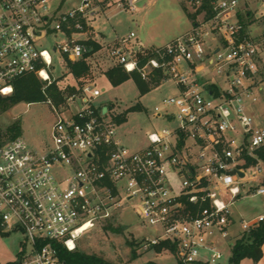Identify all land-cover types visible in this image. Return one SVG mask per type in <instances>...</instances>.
Wrapping results in <instances>:
<instances>
[{"label": "built area", "instance_id": "obj_1", "mask_svg": "<svg viewBox=\"0 0 264 264\" xmlns=\"http://www.w3.org/2000/svg\"><path fill=\"white\" fill-rule=\"evenodd\" d=\"M50 1L0 0V96L11 95L23 76L49 79L54 60L38 43L52 33L65 31L70 38L54 54L72 62L94 54L90 0L57 19ZM187 1L198 14L187 33L138 50L130 45L132 32L109 51L116 65L146 82L157 72L162 81L174 82L178 93L166 105L176 114L155 109L174 127L151 132L145 147L130 149L119 138L113 110L96 106L102 92L87 83L67 98L66 107L55 109L46 150H34L21 138L0 147V234L22 231L29 246L18 264H66L57 245L76 251L84 233L128 207L149 227L139 248L157 251L166 244L157 253L175 255L178 264H221L237 226L244 234L264 221V215L238 221L233 211L240 200L264 196L262 185L247 188L264 178L258 176L264 163L257 154L264 148V115L250 113L264 93V36L246 31L241 0ZM136 4L120 0L116 6L135 13Z\"/></svg>", "mask_w": 264, "mask_h": 264}, {"label": "rangeland", "instance_id": "obj_2", "mask_svg": "<svg viewBox=\"0 0 264 264\" xmlns=\"http://www.w3.org/2000/svg\"><path fill=\"white\" fill-rule=\"evenodd\" d=\"M83 1L51 0L49 5L52 16L57 14V19L62 13L78 9ZM119 1L90 0L91 9L95 11V17L90 21L94 28L92 37L95 42H100V49L88 58L91 72L87 77L80 80L74 79L66 67L65 57L60 52L56 54L53 52L54 48L69 42V35L65 31L52 33L38 43L39 49L47 50L52 54L54 65L48 72L49 79L37 77L45 83L46 87L56 81L62 89L67 86H77V91L87 83L93 84L95 89L102 92L101 97L96 101V106L110 107L115 116L126 114L127 121L118 125V134L126 146L135 150L147 145L149 133L174 127L175 122L168 121L164 117H157L155 109L159 108L163 113L176 114V109L167 106L166 100L176 96L178 90L171 80L161 81L159 85L151 86V91L145 95L141 94L133 80L113 87L105 76L109 68L118 66L109 57L110 49L118 45V42L113 40L125 39L133 32L137 37L131 40V43L138 39H146L150 47H161L191 30L194 22L190 14L195 16V19L198 14L190 7L187 0H137L135 13L117 9L116 5ZM241 3L240 16L244 18L246 31H252L251 36L257 38L256 27L264 26V19L261 18L264 15V0H241ZM248 13L250 14L247 17ZM74 36L85 39L81 34ZM262 59L260 68L264 71V54ZM206 73V71L202 72L198 77H206ZM218 79L221 87H224L223 79L219 77ZM212 82H216V79L214 78ZM136 106L140 109L132 110ZM62 107H66V104L54 107L50 102L30 105L21 103L0 116V127L7 129L10 125L18 123L20 131L17 137L24 140L30 148L44 151L52 143V129L57 122L55 109L60 111ZM256 108L257 104L253 105L250 113L255 115ZM253 172L254 170L247 171V177H252ZM258 176L264 177V172ZM261 185L264 187V178L262 183L258 181L247 184V188H256ZM133 208H126L110 221L117 230H106L105 224H100L84 233L77 241L78 251L87 255L100 256L112 264H178L176 256L171 253L159 255L156 250L145 252L139 248L142 239L150 235L149 227L140 221ZM233 211L238 221L241 218L247 221L258 218L264 215V196L240 200ZM241 234V228L238 225L229 246L223 248L226 257L221 264H230L236 237L239 238ZM24 250L29 251V246H27L26 235L22 231L0 234V264L18 262ZM244 260H249L250 264H256L252 258Z\"/></svg>", "mask_w": 264, "mask_h": 264}, {"label": "trees", "instance_id": "obj_3", "mask_svg": "<svg viewBox=\"0 0 264 264\" xmlns=\"http://www.w3.org/2000/svg\"><path fill=\"white\" fill-rule=\"evenodd\" d=\"M250 13L247 14V17ZM191 19L195 23V16L190 14ZM241 22L245 29L247 26L244 22V18L240 16ZM89 44L93 47V53H96L100 49V45L96 42L90 41ZM88 57L83 60L72 62L69 59L66 60V67L70 71V74L76 80L83 79L87 77L91 72V65L88 61ZM139 57L143 59V54L139 52ZM144 61V60H143ZM109 83L113 87H118L129 80L135 81L142 95H145L151 91V86H157L161 83L163 79V73L157 72L155 77L149 82L142 79L138 72L128 73L121 66H114L109 68L105 72ZM13 93L9 96H0V116L14 106L25 103V104H36L50 102L55 107H60L66 104V100L69 96L79 93L77 91V86H67L62 89L58 86L57 82L51 83L48 87L45 83L40 80L37 75L30 74L18 78L13 83ZM140 109L139 106L134 107L132 110ZM115 121L118 125H121L127 121L126 114H121L115 116ZM20 131V126L18 123L10 125L7 129H2L0 127V147L7 141L18 138ZM259 159L264 163V148H261L258 152ZM249 164L255 163V160H249ZM106 230H117L109 221L104 225ZM264 245V221L261 222L256 228L252 229L249 233L242 234L239 238L235 240L234 246L232 248V257L230 259V264H241V262L246 258H252L256 263H258L263 256L262 248ZM166 244L158 246L157 251H161ZM59 252V257L66 264H112L106 261L104 258L96 255H87L78 251L69 252L67 249L63 248L61 245L56 246ZM21 258V254L19 259ZM18 264V262L14 263Z\"/></svg>", "mask_w": 264, "mask_h": 264}, {"label": "crops", "instance_id": "obj_4", "mask_svg": "<svg viewBox=\"0 0 264 264\" xmlns=\"http://www.w3.org/2000/svg\"><path fill=\"white\" fill-rule=\"evenodd\" d=\"M257 30V31H256ZM256 34L258 35L257 38H261L264 36V26H260V27H256ZM190 31V30H189ZM188 32V31H187ZM185 32V33H187ZM248 32V30H247ZM132 33V32H131ZM130 33V34H131ZM184 33V34H185ZM248 33H250L252 35V31H249ZM137 37V36H136ZM135 37V38H136ZM134 38V39H135ZM118 39L120 38H116L115 40L113 41H117L118 42ZM133 40V39H132ZM149 41L146 40V39H138L136 42H133L131 43L130 41V45L134 46L135 49H138V50H148L150 48H153V47H150L149 46ZM155 48V47H154ZM264 52L261 53V56H260V64L263 63V59H262V56H263ZM261 69V68H260ZM261 74H262V77H263V80H264V71L261 69ZM263 86H264V83H263ZM252 111V110H251ZM256 113H255V116L256 117H260L262 115H264V93L261 95V100L260 102L257 104V108L255 109ZM254 111V112H255ZM262 252H263V256H262V259L256 263V264H264V246L262 248ZM249 260H244L241 262V264H250V262H248Z\"/></svg>", "mask_w": 264, "mask_h": 264}, {"label": "water", "instance_id": "obj_5", "mask_svg": "<svg viewBox=\"0 0 264 264\" xmlns=\"http://www.w3.org/2000/svg\"><path fill=\"white\" fill-rule=\"evenodd\" d=\"M107 110H108L107 107H104V108H103V112H106Z\"/></svg>", "mask_w": 264, "mask_h": 264}]
</instances>
